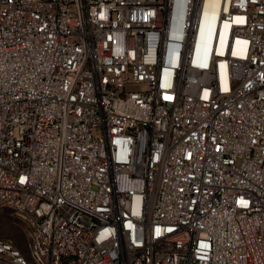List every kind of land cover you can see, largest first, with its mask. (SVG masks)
I'll return each mask as SVG.
<instances>
[{
	"label": "built area",
	"instance_id": "2783aa9c",
	"mask_svg": "<svg viewBox=\"0 0 264 264\" xmlns=\"http://www.w3.org/2000/svg\"><path fill=\"white\" fill-rule=\"evenodd\" d=\"M0 207V264H264V0H0Z\"/></svg>",
	"mask_w": 264,
	"mask_h": 264
},
{
	"label": "rangeland",
	"instance_id": "374dc122",
	"mask_svg": "<svg viewBox=\"0 0 264 264\" xmlns=\"http://www.w3.org/2000/svg\"><path fill=\"white\" fill-rule=\"evenodd\" d=\"M30 226L27 218L7 207H0V239L10 240L25 256H29L27 241Z\"/></svg>",
	"mask_w": 264,
	"mask_h": 264
},
{
	"label": "bare ground",
	"instance_id": "6f19581e",
	"mask_svg": "<svg viewBox=\"0 0 264 264\" xmlns=\"http://www.w3.org/2000/svg\"><path fill=\"white\" fill-rule=\"evenodd\" d=\"M220 30L218 32V39H217V50H221V47L223 46L226 36H227V31H228V22L222 21L220 22Z\"/></svg>",
	"mask_w": 264,
	"mask_h": 264
}]
</instances>
